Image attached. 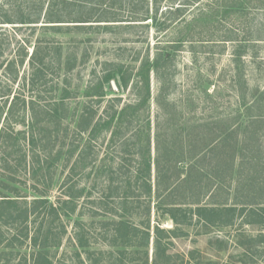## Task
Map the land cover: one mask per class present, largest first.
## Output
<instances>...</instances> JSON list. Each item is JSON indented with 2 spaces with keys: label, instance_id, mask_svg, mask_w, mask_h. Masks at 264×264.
I'll return each mask as SVG.
<instances>
[{
  "label": "rangeland",
  "instance_id": "1",
  "mask_svg": "<svg viewBox=\"0 0 264 264\" xmlns=\"http://www.w3.org/2000/svg\"><path fill=\"white\" fill-rule=\"evenodd\" d=\"M42 1L43 8H41ZM47 1L0 0L2 16L10 15V18L17 20L21 15L26 17L29 14L38 21L33 24L37 25L34 31L27 24H0L2 26L0 95L7 89L11 91L5 102V99L0 97V110H3L0 127L4 122V113L12 101L14 102L13 113L18 116L9 122L12 129L22 135L29 133L31 121V110L24 106L23 99L26 101L32 99L33 111H39L42 116V111L45 106H48L54 92L58 93V88L62 87L64 79H67L69 83L66 84L76 91L78 89L79 93L69 100V113L79 111L82 103H86L95 111L96 119L103 118L106 115L105 109L112 104L110 101L112 98H120L118 107L135 101L133 84L139 78L135 75V69L143 56L148 53L150 58H153L157 49L167 41H175L184 34H187L188 42L178 45V50L171 59V66L166 71L168 77L158 78L154 72L150 73L148 110L143 112L139 119L133 121L130 128L124 127L122 130L124 136H116L111 141V133L107 131L91 141L95 159L84 172L80 167L72 173L73 176L69 175L67 174L69 164L65 163V158L61 157L60 161L51 165L49 160L45 162L40 156L42 168L39 177L41 180L40 182L32 180L30 178V167L33 166L31 158L26 157V161L23 160V153L26 154L28 149L20 140L19 146L14 147L13 152L8 156L10 162L17 165L15 167L17 172L11 174L14 180H6L2 176L0 178L11 187L17 188L20 195L25 196L27 200L43 194L52 203H56L57 199L63 195L62 185L65 179L76 183L79 187H85L83 195L77 201L78 211L73 215V219L82 220L85 235L90 241L89 258L82 254L80 260L83 264H115L116 253L113 250L114 247L108 244L109 232L107 231L110 227L108 224L115 217L109 212H103L102 209L104 206L109 209L116 206L121 201L120 195H123L124 189L130 197L134 191H138L133 183L131 187L126 183L128 179L133 181L137 166L136 158H138V155L134 154L137 147L132 148V142L128 139L132 138L131 133L138 129L139 125L143 126L149 122L151 151L154 154L153 142L157 133L161 139H166L171 134L176 135L178 131H182L179 135L185 136L190 130L183 131V127L192 128L193 125H199L191 132L198 137L206 138L218 135L215 124L220 123L221 127L224 124L223 137L226 133L236 136L239 148L231 162V180L217 189L211 199L220 202L226 200L229 205L237 207L240 215L233 224L225 227H203L202 224L195 225V223L189 227H183L184 235L171 238L172 242L168 249L170 262L166 264H264V244L254 246L247 240L255 237L259 232L264 233V223L246 224L244 222V215L252 209H264V5L251 6L248 12L239 14L229 9V5L235 4V0H192V2L187 0L185 7H187L186 18L190 19L189 24L178 22L164 34L158 33L151 26L149 19L134 22L135 25L129 28L123 26L106 32L73 31L56 36L40 26L48 24L44 22L47 21L44 16ZM161 11L164 13L166 10L162 7L158 16ZM118 12L124 16L129 15L123 9ZM61 24L72 25L73 23ZM20 25L22 29L15 33L14 26ZM37 36L40 40H43L45 36L56 37L62 45V53L73 52L76 59L72 61L70 59L71 69H67L68 62L63 59L61 68L57 69L54 64L45 62L39 74L34 75L32 83L24 85V78L30 73L27 63L24 62L22 68L17 70L18 74L14 80L5 70V63L16 55V49L23 40L29 39L30 53ZM42 40L40 46H46ZM58 42L54 41V43ZM50 44L47 45L51 46ZM239 45H247V51L240 58H236L233 53ZM54 50H51L46 59L55 55ZM118 60L133 69L125 89L119 90L114 82H112V89L106 85V96L100 103L93 100L94 98L89 99L80 94L84 86L101 73L106 66L104 61ZM237 73L245 77L246 85H241ZM162 80L165 81L163 83L166 87L168 85L164 92L160 89ZM56 81L59 82L57 86H54ZM157 96L160 102L157 101ZM74 122V120L70 122V127L75 126ZM225 124L229 125L227 130H225ZM64 125L66 122L55 123L57 130L49 128L46 131V142L53 150L61 147L63 151V137L67 144L77 143L79 140V135L71 131L72 128L65 133ZM88 138L86 133L81 134L80 145L82 146ZM128 140L129 142L123 143ZM13 141L15 145L16 140ZM65 146L66 144L64 148ZM1 151H5L2 146H0V153ZM223 151L219 170H221V176L226 178L228 164L225 161L226 154L230 150L225 148ZM34 166H37V163L34 162ZM204 167L209 165L204 162ZM87 171L91 173L89 177H87ZM0 173L8 175L3 170L1 161ZM151 180L154 185V170H152ZM33 185H37L40 193L33 189ZM199 191L200 188L193 187L189 194L196 196ZM211 199L205 197L201 202H208ZM157 201L158 199L153 197L148 218L151 234L148 249L149 263L153 253V226L158 222L166 229L174 227V223L156 209L154 203ZM77 213H81V216H77ZM140 215L141 218L133 216L131 221L143 229L146 220L142 214ZM72 224L73 220L66 225L67 233L63 236L57 250H51L54 255L53 264H76L78 261L71 260L74 254L71 244L66 239L73 232ZM53 226L56 231L60 229L58 222H54ZM1 233H3V239L11 236L10 230L8 231L4 226ZM4 243L3 240L0 245V261L6 257L11 258L9 254L11 248H6ZM19 250L29 253L30 246L25 243ZM138 250H140L139 253L126 254L123 264H144L141 258L143 250L142 248ZM130 257L133 258L132 261ZM11 264H15L14 259Z\"/></svg>",
  "mask_w": 264,
  "mask_h": 264
},
{
  "label": "trees",
  "instance_id": "2",
  "mask_svg": "<svg viewBox=\"0 0 264 264\" xmlns=\"http://www.w3.org/2000/svg\"><path fill=\"white\" fill-rule=\"evenodd\" d=\"M178 1L48 0L44 11V16H46L47 20L44 22L48 24L40 26H42V29L49 31L50 34L57 36L73 31L106 32L112 28H122L123 26L124 28H129L135 25L133 24L134 22H143L150 19L151 26L158 33L162 32L164 34L178 22L189 24L190 19L186 18L187 7H185L188 2L187 0ZM189 1L192 2V0ZM234 2L235 4L229 5V9L239 12V14L248 12L251 6L256 5L259 7L264 5V0H235ZM41 6L43 8V1ZM162 7L166 11L164 13L161 11L158 16ZM120 9H123L129 15H121L118 12ZM3 16L0 14V24H27L32 31L37 27V25H33L38 22L37 18L31 17L29 14L26 17L21 15L17 20L10 18V15L5 14ZM69 22L73 24H61ZM122 22L126 24H121ZM21 29L22 25L14 26L13 30L16 33ZM1 34L2 26H0V37ZM186 37L187 34H184L175 39V41H167L162 47L157 49L153 58H150L148 53L143 56L135 69V75L139 77L133 84L136 96L135 101L118 107L120 98H112L110 100L112 104H109L108 108L105 109L106 115L103 118L96 119L95 111L86 103H82L79 111L75 110L69 113L68 102L76 96L78 89L76 91V89L74 90L68 86L66 84L69 83L67 79H64L63 86L58 88L59 92H54V96L49 100L48 106L44 107L42 116L39 111H33L32 99L22 100L24 106L31 110L30 129L29 133L25 135L15 132L10 125L9 120L18 116L13 113L14 102L11 101L4 113L3 125L0 127V146L5 149L4 152L1 151L0 153V161L3 170L8 175L0 173V176L6 180H14L11 174L17 172L15 170L17 165L11 163L8 156L13 152L14 147L19 146L20 140L25 143L23 146L28 149L26 154L25 152L23 153V160L26 161V157L31 158L33 166L30 167V178L32 180L37 182L41 180L39 177L41 176L42 168L40 156L45 162L49 160L51 165L60 161L61 157L65 158V163L69 164L67 173L69 175L73 176L72 173L80 167L83 168L84 172L95 159L91 146L92 140L107 131L111 133V141L116 136H124L122 131L124 127L130 128L133 121L139 119L140 115L148 110L150 73L154 72L158 78L168 77L166 71L171 66L173 54L178 50L179 44L188 42ZM41 40L38 36L35 38L30 53L28 50V46L30 47L29 39L23 40L22 44L16 49V55L5 63V70L8 71L13 80L18 74L17 70L22 68L24 62L30 68V73L24 78V85L32 83L34 75L39 74L42 66H45V62L54 64L57 69L61 68L63 59L68 62L66 64L67 69L72 68L71 61L76 59L75 53H67V51L62 53V45L56 40V37H43L42 41L46 43V46H40ZM54 41L58 43H54ZM48 43H51V46H48ZM52 49H55V55L46 59ZM246 51L247 45H239L234 49L233 54L236 58H240ZM104 64L106 66L101 73L91 79L80 93L86 98H94L93 100L97 103H100L106 96V85L112 89V82H114L119 90L125 89L133 70L120 60L104 61ZM237 74L241 85H246L245 77L242 74V76L239 73ZM58 82L56 81L54 86H57ZM163 82L165 81L162 80ZM165 88H168V85L166 87L163 83L160 86L161 92H164ZM10 94V89H7L1 93L0 97L5 99V102ZM12 99L14 100L13 97ZM157 101L160 102L158 96ZM2 111L0 110V117ZM72 120L75 121V126L70 127L69 124H71ZM64 122H66V125H64L65 133H67L69 128H72L71 131L79 135V140L77 143L71 142L67 144L63 137V151L61 147L53 150V148H50L49 143L46 142V131L49 128L57 130L55 123L63 124ZM218 124H215L218 135L206 138L198 137L197 134L191 132L199 125H193L192 128L183 127V131L190 130L185 136L179 135L182 131H178L176 135L171 134L166 139H161L157 133L153 142L154 154L151 151L152 142L149 134V122L143 125L144 127L139 125L138 129L131 133L132 138L128 139L132 142V148L137 147L134 154L138 155V158H136L137 166L134 171L133 181L128 179L126 183L130 187L131 183H133L138 188V191H134V194L130 197L127 190L124 189L122 191L123 195H120L121 201L116 206L114 205L110 209L104 206L102 209L103 212H109L115 217V219L110 221L108 224L110 227L107 229L109 232L108 244L114 247L113 250L116 253L115 264H123L126 254L139 253L140 250L138 248L143 250V257L141 258L144 260V264H166L170 262L168 249L169 244L172 242L171 238L184 235L183 227H189L193 223L195 225L202 224L203 227H225L233 224L234 220L240 215L237 207L229 205L226 200L220 202L211 199L217 189L221 188L226 182L228 184L231 180V162L239 148V146L237 147V137L226 133V131L223 137L224 124L223 127ZM227 128H229V125L225 124V130ZM84 133L89 138L81 146L80 137ZM13 140H16L15 145H13ZM129 140L123 141V143L129 142ZM225 148L230 151L226 154L227 160H224L228 167L226 178H223L219 167L221 166V157L224 155L223 149ZM34 162L37 163V166H34ZM204 162L209 167H204ZM152 170H154V185L151 180ZM86 174L89 177L91 173L87 171ZM193 187L200 188L199 193H196L197 197L189 194ZM37 188V185H33V189L40 193ZM62 188L63 195L57 199L56 203L49 202L43 194L27 200L25 196L20 195L17 188L11 187L4 179L0 178V245L4 240V246L11 248L9 253L11 258H3L0 261L2 264H11L12 259L15 260V264H53L54 255L51 250H57L63 236L67 233L66 225L71 220H73V232L66 237L74 254L71 260L75 262V259H77L76 264H83V261L80 260L82 254L89 258L90 241L85 235L82 220L73 219V215L78 211L77 201L83 195L85 187H79L76 183L65 179ZM153 197L158 199L154 203L156 209L160 210L162 216L170 219L174 223V227L166 229L161 227L158 222L153 226V253L149 263L148 249L151 234L148 218ZM205 197L207 199L210 198L211 201L202 203L201 201ZM141 198L143 199L141 200ZM140 214L146 220V225L143 226V229L131 221L133 216L140 217ZM78 215L81 216V213H77ZM244 216L246 224L264 223V209H252ZM54 222H58L60 228L58 231L54 230ZM3 226L8 231L10 230L11 236L9 238L3 239V233H1ZM247 240L250 243L252 242L251 244H254V246H260L264 244V233L259 232L255 237H250ZM25 243L30 246L29 253L19 250ZM132 259L130 257V261Z\"/></svg>",
  "mask_w": 264,
  "mask_h": 264
}]
</instances>
